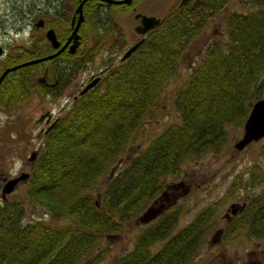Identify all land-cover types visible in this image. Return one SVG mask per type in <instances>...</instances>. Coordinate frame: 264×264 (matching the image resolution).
<instances>
[{
    "label": "trees",
    "instance_id": "16d2710c",
    "mask_svg": "<svg viewBox=\"0 0 264 264\" xmlns=\"http://www.w3.org/2000/svg\"><path fill=\"white\" fill-rule=\"evenodd\" d=\"M230 1L173 5L127 59L108 60L96 85L70 101L42 137L22 193L0 205V264H98L108 252L95 251L97 244L119 234L158 196L163 177H176L185 160L224 147L226 128L241 127L251 103L264 98V0H236L242 11L223 15L221 36L202 50L172 97L178 121L121 159L145 119L159 107L160 90L177 73L184 52ZM38 41V53L14 47L5 64L50 54L47 42ZM81 42L75 53L12 70L24 77L16 81L18 93L8 83V111L25 100L26 87L42 98L59 95L102 40ZM44 67L46 80H56L54 85L45 86L33 76L40 71L41 75ZM259 150L264 154V141ZM254 168L253 179H259ZM102 177L103 186L96 188ZM93 188L95 196L90 194ZM24 205L40 207L48 218L21 224ZM212 212L213 208H204L173 233L178 210L162 212L112 264H191ZM230 224L234 226L224 227V237L235 236L248 225L247 234L264 241V193L249 195ZM155 243L161 245L151 250Z\"/></svg>",
    "mask_w": 264,
    "mask_h": 264
},
{
    "label": "rangeland",
    "instance_id": "374dc122",
    "mask_svg": "<svg viewBox=\"0 0 264 264\" xmlns=\"http://www.w3.org/2000/svg\"><path fill=\"white\" fill-rule=\"evenodd\" d=\"M35 1L37 0H0V25L7 22L3 27L0 26V45L7 55H12L15 52L14 47L28 48L29 40H32L31 38L34 40L37 36V34L31 33L27 26L21 31H14L11 28L14 25H12L13 21L9 17V13L15 14L19 10L31 9ZM167 1L168 6H171L174 0ZM230 11H242L236 0H231L189 45L179 61L177 73L170 77L160 90L159 107L152 112L150 117L145 119V123L136 132L134 141L130 142L121 155V159L129 157L143 147L165 125L178 121L177 113L171 106L172 97L182 86L186 75L199 61L202 50L218 35L211 37L210 33H222L221 19ZM161 14L162 11L160 10L158 16ZM134 24L135 20L131 16L124 17L122 28L128 32V43L134 40V37L129 35ZM7 25L8 27H6ZM104 51L105 49L95 56L93 55L59 95L42 98L32 92L30 96L28 94L29 97L27 96L18 108L0 115V171H4L7 176H10L17 173L18 169L24 170V172L28 170L24 164V158L28 156L31 148L37 146L41 135L39 129L42 124L36 119L44 111H51L53 116H58L70 104L71 95L80 88L81 84L91 76L98 74L108 60L115 63L120 55L119 52L109 56ZM40 73L41 71L33 76L36 78ZM226 129L228 133L227 142L218 153H208L198 159H187L182 162L178 176L167 175L161 180V192L166 183L179 180L184 181V186H189L188 192L179 188L181 191L183 190V193L178 195L175 204L169 208L170 211L171 209L178 210L177 221L171 233L188 224L204 208H213L203 241L191 264H227L228 259L230 260L236 255H244L246 251H250L249 249H254L253 242L255 241L253 240L255 239L248 236L246 231H241L239 234L228 238L219 237V241L208 243L215 231L224 225V213L230 203L240 202L247 195L264 193V154L260 153L259 150L264 138L257 142H251L243 149L236 151L232 145L241 136L242 126L227 127ZM7 130H10L8 135H6ZM20 135L22 137L18 139ZM6 136H8L7 139ZM254 167L259 170V179H256L257 176L255 179L252 178ZM236 175L239 177L237 180H235ZM104 181L105 177H102L97 182L96 188L102 187ZM22 191V187L17 189L8 197L9 200L17 199ZM90 194L96 195L95 188L90 191ZM161 214L147 224H140L136 222V218L132 219L119 234L102 238L95 251L105 249L108 254L98 264H112L114 257L131 249L136 236L150 223L155 222ZM47 218L48 213L40 207L24 205L21 224ZM160 245L161 243H155L151 250L158 249ZM255 253L257 257L261 256L259 250H256ZM249 258L253 259L252 256Z\"/></svg>",
    "mask_w": 264,
    "mask_h": 264
},
{
    "label": "flooded vegetation",
    "instance_id": "af4514ba",
    "mask_svg": "<svg viewBox=\"0 0 264 264\" xmlns=\"http://www.w3.org/2000/svg\"><path fill=\"white\" fill-rule=\"evenodd\" d=\"M166 2L168 1L167 0H37L35 1L34 5H32L31 9H28L26 11L19 10L15 14L9 13V17L11 21H13L12 25L13 24L14 25L11 28L14 31L15 30L21 31L25 26H27V28L30 30L31 33H34L35 35L37 34V36L34 38L36 43L34 44L29 43V48H28V50L31 52H34V54L39 52L38 39L40 38H43L44 41L47 42V44L52 50L50 53L56 51L67 39H69L68 44L57 55L61 53H69L68 52L69 45L73 42V37H70V34L72 30L74 29L75 25L77 24L76 34L78 35V40H77L78 42H77L74 52L72 53H75V51H77V49L82 44L81 40H83L84 38H87V39L95 38L98 41L102 40V42L101 44H99L98 50L93 55L95 56L101 50L105 49L104 53L109 56H112L119 52L121 55L129 46H131L134 42H136L139 39H142L143 41L146 34L161 22L165 13L173 5H176V6H182L184 4L193 5L196 2H198V0H174L171 6H168ZM160 10L162 11V14L161 16H158ZM141 15L154 16L159 19V22L157 25L147 29L143 33H138L136 32L135 28L137 26H141L140 24ZM129 16H131L135 20V24L133 25V27L131 28V31L129 32V35L131 34V36L134 37V40L128 43L127 42L128 32L124 31L122 27H123L124 17H129ZM86 22H89L88 23L90 25L89 30H87L85 26ZM5 24H7V22L2 23L0 26L3 27V25ZM6 27H8V25ZM48 29H51L53 31L56 40L59 42L56 48H53L45 37V32ZM217 34L219 35L221 34V32L219 33L211 32L210 33L211 37ZM31 39L32 40H29L30 42L33 41V38ZM118 40L120 41V43L118 42ZM72 53H69V54H72ZM7 56L8 55L5 53L4 48L0 45V74L5 68L12 66V65L5 64ZM15 64H18V63H15ZM59 66L61 65H56V67H59ZM20 68H16L13 71L19 70ZM46 68L47 67L43 68V72L45 71V73H46ZM13 71L6 72L3 75L2 79L0 80V115H3L9 112L7 108L8 96H9L8 83L10 82L12 84L13 92L18 93L15 88L16 81L19 78V76L22 78L24 77L23 73L11 74ZM38 76L36 77V80ZM96 76L99 77V73L91 76L89 79L86 80V82L81 84L80 88L73 95H71L70 101L75 99L76 96L79 95L78 91L88 81H90L93 77H96ZM28 79L31 80L32 82L34 80L33 76H28ZM45 81H46V84H43L45 86L54 85L56 83V80H53L52 82H48L46 78H45ZM25 91L27 93V96L28 94L30 96L32 92L35 93L34 90H31L28 87L25 88ZM24 101H22V103ZM11 111L13 110H10V112ZM58 116L56 115L53 116L51 114L49 118L47 116H44L40 121H38V122H41L42 124L41 128L39 129V132L41 133L40 140L37 143V146L35 148H31L29 150L28 156L24 158L25 159L24 164L28 167V170L25 171L27 173V177L17 180V182L15 183L13 187V190L9 193L2 192L3 185L8 179L18 176L19 174L24 172V170L18 169L17 173L10 175V176H7L4 171H0V201H1L0 205L8 201L9 200L8 197L11 194H13L17 189L19 190L20 187L24 188L25 182L29 176V172L31 168L33 167L38 150L41 146L42 137H44L46 133L49 131V129L53 126L52 125L50 128H48L52 120L55 119L56 117L58 118ZM9 131L10 130L6 131V135H8ZM21 137H22L21 135L18 136V139H21ZM5 138L7 139L8 136H6ZM32 153H33L32 158L28 159ZM252 173H254V171H252ZM253 177L254 175H252V178ZM237 178L239 179L238 176ZM176 182L177 183L180 182L181 184L179 186L175 185L174 183ZM176 182H170L164 185V190L162 191V193L164 194L162 196L164 198L163 203L166 205V208L162 211L164 213H167L170 211L169 208H171L175 204V201L177 200L178 195H181L183 193L182 192L183 190L184 191L187 190V192L189 191V186L188 185L184 186V181L179 180ZM233 185L234 184H232V186ZM179 188H182L183 190L181 191ZM248 197L249 195L244 197V199L240 202L230 203L229 205L234 204L232 208H229V205H228V207L226 208V212L224 213V219H225L224 225L215 231V232L217 231L219 232L217 234V237H215V233H214L211 236L213 238L215 237L214 240L210 237L208 243L219 241L218 240L219 237H224L223 235L224 227H227L230 229L232 228V226H234L230 224V222L241 213L242 209L245 207L246 199ZM171 211H173V209H171ZM248 228L249 226L247 225L245 228L241 230L247 232ZM248 236L250 235L248 234ZM253 241H255L253 242L254 249L252 248L249 249L250 251H246L244 255H236L230 260L228 259L226 261L227 264H264V241L260 239L259 240L255 239ZM256 250H259L261 252V256L259 257L256 256V253H255ZM250 256H252L253 259H250L249 258ZM221 264H224V263H221Z\"/></svg>",
    "mask_w": 264,
    "mask_h": 264
},
{
    "label": "water",
    "instance_id": "95a60500",
    "mask_svg": "<svg viewBox=\"0 0 264 264\" xmlns=\"http://www.w3.org/2000/svg\"><path fill=\"white\" fill-rule=\"evenodd\" d=\"M81 18V17H80ZM79 18V19H80ZM159 22V19L154 17V16H146V15H141L140 18V24L141 26H137L135 28L136 32L138 33H143L147 29L157 25ZM76 27L77 24L75 25L74 29L72 30L70 37H73V42L69 45L68 52L72 53L74 52L76 45H77V40H78V35L76 34ZM45 37L47 41L50 43V45L53 48H56L58 46V41L55 38V35L51 29H48L45 32ZM69 39H67L56 51L41 56V57H36L33 59H28L26 61L20 62L18 64L12 65L8 68H5L2 73L0 74V80L2 79L3 75L6 72L12 71L16 68H20L26 65H31L35 64L38 62L46 61L52 59L54 56H56L63 48L68 44ZM142 42V39L137 40L134 42L131 46H129L120 56H119V61H123L126 58L130 56V54L140 45ZM99 77H93L90 81H88L79 91L78 94L81 95L83 94L87 89L93 87L96 85ZM37 81L42 84H46L45 81V71L38 76ZM50 111H46L39 115V117L36 119V121H40L44 116H47L48 118L51 116ZM57 121V118L53 119L52 122L50 123V128L55 122ZM264 137V98H259L254 100L251 103V106L247 112V115L242 123V133L241 136L235 140L233 143V148L236 151H239L243 149L245 146H247L251 142H257L259 139ZM33 156V153L30 155L28 159H31ZM110 170L109 175H111L112 170ZM27 177L26 172H22L18 176L14 178L8 179L5 184L3 185L2 192L3 193H9L13 190V187L17 180L23 179ZM181 183L178 182L175 185H180ZM164 194L161 192L155 199H153L137 216H136V222L140 224H147L151 220H153L157 215H159L165 208L166 205L163 203L164 198L162 197ZM234 204L229 205V208H232ZM233 210V209H232ZM219 232H215V237H217V234ZM214 237V238H215ZM213 240L214 238L211 237Z\"/></svg>",
    "mask_w": 264,
    "mask_h": 264
}]
</instances>
